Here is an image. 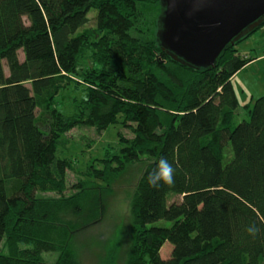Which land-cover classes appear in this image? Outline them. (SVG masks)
<instances>
[{
	"label": "trees",
	"instance_id": "16d2710c",
	"mask_svg": "<svg viewBox=\"0 0 264 264\" xmlns=\"http://www.w3.org/2000/svg\"><path fill=\"white\" fill-rule=\"evenodd\" d=\"M158 1L0 0V264H82L50 229L67 206L62 194L71 170L57 148L72 129L107 131L120 118L133 138L120 137L94 160L100 169L90 162L89 180L72 187L80 196L76 215L99 187L94 181L144 162L130 202L127 264H264V95L243 104L248 119L235 124L240 103L232 84L255 60L238 44L264 23L214 68H190L155 41L144 8ZM91 11L95 27L85 29ZM92 39L108 71H78ZM64 75L85 85L70 116L55 100L64 79L73 83ZM161 157L176 169L175 184L153 189L147 177ZM46 192L60 197L39 198ZM252 224L261 229L255 237L246 231ZM166 243L171 253L163 260Z\"/></svg>",
	"mask_w": 264,
	"mask_h": 264
},
{
	"label": "rangeland",
	"instance_id": "374dc122",
	"mask_svg": "<svg viewBox=\"0 0 264 264\" xmlns=\"http://www.w3.org/2000/svg\"><path fill=\"white\" fill-rule=\"evenodd\" d=\"M144 12L145 14L151 13L148 20L152 19L154 23V37L158 44V22L162 13L161 5L158 2L156 5L147 6L144 8ZM88 17L90 20L85 29H94V12L91 11ZM249 39L238 44L237 49L240 53L245 52ZM95 43L94 39L90 40L89 44L91 46L84 52L85 54L78 69L79 72L97 67L106 71L109 70V66H106L105 63L103 65L99 64V53L93 47ZM261 48L264 49V47ZM5 71L7 73V69ZM64 78H69L73 83L68 84V80L65 81L64 79L65 82H62L59 87L60 90L56 89L55 91L57 93L55 100L59 103L57 108L60 112L70 116L73 113L71 103L73 99L80 100L84 97L83 89L85 85L76 75H64ZM65 84L68 85L65 86ZM243 89L244 92L242 93L241 90ZM258 89L264 91V63L259 62L246 69L234 81V90L240 103L235 115V124H238L241 120L248 119V115L242 105L249 101V95L254 94L256 99L264 94L255 95ZM254 98L251 100H254ZM38 113L39 110L37 111ZM120 123L121 118L119 124L117 123V125L102 132H98L94 128L85 127L72 129L61 136L57 148V156L69 159L71 170L67 172L66 188L62 194L64 200L68 199L67 206L65 210L64 208L61 210L62 213H59L63 222L60 221L58 223L60 218L57 221L53 218L56 224L54 225L52 222L50 229L55 231L60 239L65 237V240H68L69 246L76 253L82 264H127V256L130 243L132 242L130 202L146 163L130 164L123 172L108 179L105 183L94 181V185L99 187L91 188L89 191L91 195L84 202H81L83 205L82 214L78 216L73 210V205L80 202V196L77 195V191L72 189V187L89 180L88 165L90 162L100 169L101 166L94 160L103 158L106 149L110 148V146L116 147L120 137L127 140L133 138L131 132L123 128ZM229 148L230 146H226L224 149L226 160L230 158ZM95 195L99 197L96 196L92 200ZM38 196L41 199L60 197L53 192L39 193ZM73 196L74 198L71 199ZM161 224L169 225L166 222H161ZM171 247V244L166 243L160 249L159 256L161 259L167 260L170 257ZM111 252L114 253V259L109 263L111 258L110 260L108 258ZM43 260L47 263H54L56 255L45 254L43 255ZM146 264H150V262L147 261Z\"/></svg>",
	"mask_w": 264,
	"mask_h": 264
},
{
	"label": "water",
	"instance_id": "95a60500",
	"mask_svg": "<svg viewBox=\"0 0 264 264\" xmlns=\"http://www.w3.org/2000/svg\"><path fill=\"white\" fill-rule=\"evenodd\" d=\"M158 45L173 61L211 69L264 23V0H159Z\"/></svg>",
	"mask_w": 264,
	"mask_h": 264
},
{
	"label": "clouds",
	"instance_id": "9594fccd",
	"mask_svg": "<svg viewBox=\"0 0 264 264\" xmlns=\"http://www.w3.org/2000/svg\"><path fill=\"white\" fill-rule=\"evenodd\" d=\"M175 177L176 169L168 162L167 158L161 157L157 166L149 173L147 183L153 189H159L162 186L172 187L175 184ZM246 231L255 237L261 229L256 224H252Z\"/></svg>",
	"mask_w": 264,
	"mask_h": 264
},
{
	"label": "crops",
	"instance_id": "0c3cea01",
	"mask_svg": "<svg viewBox=\"0 0 264 264\" xmlns=\"http://www.w3.org/2000/svg\"><path fill=\"white\" fill-rule=\"evenodd\" d=\"M248 42H249V44L247 45V48H246L245 52L250 54L251 57H254L255 60L253 62H251L250 64H248L247 66H245V68H243L242 70L237 72V74L232 78L233 86H234V81L238 79L239 75L242 74L244 71H246V69L251 67L254 63L255 64L258 63V62L259 63H264V49L261 48V47H264V28L261 29L256 34H254L252 37H250ZM241 92L243 93L244 89L241 90ZM259 93H264V91L258 89V91L255 92V95L256 94L260 95ZM253 98H254V94L249 95V100H251Z\"/></svg>",
	"mask_w": 264,
	"mask_h": 264
}]
</instances>
